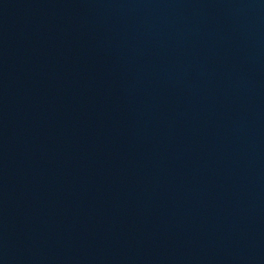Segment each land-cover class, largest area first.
I'll list each match as a JSON object with an SVG mask.
<instances>
[{
  "label": "water",
  "instance_id": "1",
  "mask_svg": "<svg viewBox=\"0 0 264 264\" xmlns=\"http://www.w3.org/2000/svg\"><path fill=\"white\" fill-rule=\"evenodd\" d=\"M0 264H264V0H0Z\"/></svg>",
  "mask_w": 264,
  "mask_h": 264
}]
</instances>
